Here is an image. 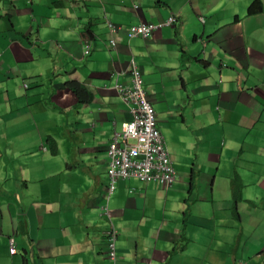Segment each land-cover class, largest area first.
<instances>
[{"label":"crops","instance_id":"obj_1","mask_svg":"<svg viewBox=\"0 0 264 264\" xmlns=\"http://www.w3.org/2000/svg\"><path fill=\"white\" fill-rule=\"evenodd\" d=\"M259 1L254 14L251 0L0 1V264H112L111 224L115 264H264V195H244L264 193ZM131 59L176 175L109 194L107 148L130 118L115 84H131Z\"/></svg>","mask_w":264,"mask_h":264},{"label":"built area","instance_id":"obj_2","mask_svg":"<svg viewBox=\"0 0 264 264\" xmlns=\"http://www.w3.org/2000/svg\"><path fill=\"white\" fill-rule=\"evenodd\" d=\"M174 17L170 16L161 23L141 22L133 24L127 31V38H148L159 26L170 24ZM109 43L114 46V35L117 27L107 21ZM88 47L85 53L88 52ZM131 84H115L120 98L129 108L130 118L125 120L119 131H114L107 148L108 190L112 193L118 180L129 177L143 182L159 183L170 188L175 180L176 170L171 160L162 133L156 125L155 110L146 97L142 87V78L133 59L130 62ZM103 214L109 215L107 203L101 206ZM108 235L107 256L114 262L116 254V230L111 224L106 231ZM9 251L14 253L13 240H10ZM242 264V263H240Z\"/></svg>","mask_w":264,"mask_h":264},{"label":"trees","instance_id":"obj_3","mask_svg":"<svg viewBox=\"0 0 264 264\" xmlns=\"http://www.w3.org/2000/svg\"><path fill=\"white\" fill-rule=\"evenodd\" d=\"M260 10H261V3H260V1L259 0H252V2L247 7V14H254V13L259 12ZM65 84H67V85L69 84L70 86L74 87L75 89L74 88H72V89H74L75 94H79L78 89H80V90L82 89V86L78 82H76V81L68 82V83H65ZM78 97H79V99H81L83 96L81 97V95H79ZM156 125H157V122H156ZM165 145H166V143H165ZM166 147H167V145H166ZM167 150H168V147H167ZM51 151L54 152V146H53V144H51ZM168 152H169V150H168ZM129 178H132V177H129ZM231 185H232V200H233V202H235V201H237L239 199L238 197H240V189H241V179L238 176V174H235L233 176V178L231 179Z\"/></svg>","mask_w":264,"mask_h":264},{"label":"rangeland","instance_id":"obj_4","mask_svg":"<svg viewBox=\"0 0 264 264\" xmlns=\"http://www.w3.org/2000/svg\"><path fill=\"white\" fill-rule=\"evenodd\" d=\"M252 1V0H251ZM250 4V3H249ZM248 4V6H249ZM1 13H4L5 11L3 9H0ZM197 55V53L195 54ZM217 78V77H216ZM156 105H159L158 102H156ZM172 186V185H171ZM244 189H246V191L244 192L245 196H251V199L254 201H258L261 198V195H264V193H262L257 187L254 186H248L245 187ZM221 191V188L216 187V198L219 196V192ZM244 203V202H241ZM237 218V217H236ZM106 233V232H105ZM104 233V237H107V242H108V235ZM116 241H117V231H116ZM117 245V244H116ZM15 249V248H14ZM116 254H117V247H116ZM117 259V258H116ZM112 262V261H111ZM116 260L114 262H112V264H115Z\"/></svg>","mask_w":264,"mask_h":264},{"label":"clouds","instance_id":"obj_5","mask_svg":"<svg viewBox=\"0 0 264 264\" xmlns=\"http://www.w3.org/2000/svg\"><path fill=\"white\" fill-rule=\"evenodd\" d=\"M169 17H170V16H169ZM169 17H168V18H169ZM173 17H174V21H175V16H173ZM168 18H167V19H168ZM167 19H166V20H167ZM166 20H164V21H166ZM164 21H162V22H164ZM174 21H173V22H174ZM173 22H171L170 24H166V25H171ZM140 23H141V22H140ZM138 24H139V23H138ZM132 25H133V24H132ZM162 26H163V25H162ZM109 44H110V43H109ZM110 45H111V44H110ZM111 46H112V45H111ZM113 47H115V45H114ZM88 51H89V50H88ZM171 160H172V159H171ZM172 162H173V161H172ZM174 167H175V166H174ZM112 192H113V191H112ZM109 194H111V193H109ZM106 203H107V202H106ZM107 205H108V203H107ZM108 209H109V208H108ZM11 254H12V253H11Z\"/></svg>","mask_w":264,"mask_h":264},{"label":"bare ground","instance_id":"obj_6","mask_svg":"<svg viewBox=\"0 0 264 264\" xmlns=\"http://www.w3.org/2000/svg\"><path fill=\"white\" fill-rule=\"evenodd\" d=\"M136 24V23H135Z\"/></svg>","mask_w":264,"mask_h":264}]
</instances>
